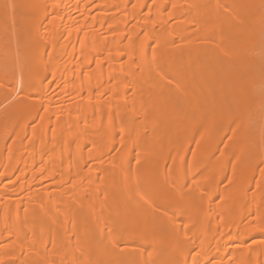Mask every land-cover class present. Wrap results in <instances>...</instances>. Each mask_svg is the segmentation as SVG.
I'll return each instance as SVG.
<instances>
[{
	"label": "bare ground",
	"instance_id": "bare-ground-1",
	"mask_svg": "<svg viewBox=\"0 0 264 264\" xmlns=\"http://www.w3.org/2000/svg\"><path fill=\"white\" fill-rule=\"evenodd\" d=\"M0 264H264V0H0Z\"/></svg>",
	"mask_w": 264,
	"mask_h": 264
},
{
	"label": "rangeland",
	"instance_id": "rangeland-1",
	"mask_svg": "<svg viewBox=\"0 0 264 264\" xmlns=\"http://www.w3.org/2000/svg\"><path fill=\"white\" fill-rule=\"evenodd\" d=\"M9 52H10V51L8 50L7 53L9 54Z\"/></svg>",
	"mask_w": 264,
	"mask_h": 264
}]
</instances>
